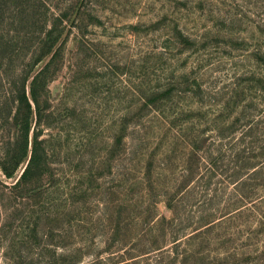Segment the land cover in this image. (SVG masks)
<instances>
[{
	"label": "rangeland",
	"instance_id": "rangeland-1",
	"mask_svg": "<svg viewBox=\"0 0 264 264\" xmlns=\"http://www.w3.org/2000/svg\"><path fill=\"white\" fill-rule=\"evenodd\" d=\"M202 263L264 264V0H0V264Z\"/></svg>",
	"mask_w": 264,
	"mask_h": 264
},
{
	"label": "trees",
	"instance_id": "trees-1",
	"mask_svg": "<svg viewBox=\"0 0 264 264\" xmlns=\"http://www.w3.org/2000/svg\"><path fill=\"white\" fill-rule=\"evenodd\" d=\"M42 72H44L42 70ZM26 79L27 78H23V80L21 81V83L19 84V91H20V96L22 98V101L25 103V107H26V112L23 116V119L21 120V126L19 129V146H20V159L24 158L27 154H28V149H29V145H30V135H29V131L31 128V113H32V102L34 103V106L36 108V112L38 113L40 111V105L38 102V95L39 92H41L42 90H44L46 88V84L48 82V78L46 75H44L43 73H37L36 75L33 76V78L31 79L30 83H29V90L27 91L26 88ZM37 137L38 134L37 132H34L32 134V140H31V149H30V156L29 159L27 161V163L25 164L20 176L18 177L16 184L21 185L22 183H24L25 181H27L28 179L32 178L36 171H37V166L38 163L37 161L40 159V157L38 156V152H37ZM195 147V146H193ZM245 157H248L247 155ZM18 160V161H19ZM17 164V163H16ZM15 164V165H16ZM3 169L6 171V174L9 176L11 175V172L7 170V168L4 166ZM214 170V167L211 168L209 172L212 173V171ZM214 172V171H213ZM192 173L190 174V177H192ZM231 177V176H229ZM231 179V178H230ZM206 184H209V180L208 182H206ZM190 186H185L184 190L188 191ZM236 190H240L239 188ZM241 198H237V200H235L234 202H229V204L225 205L223 208L219 209L217 212L215 210V212H204V214L202 213L200 218H198V224L199 226L195 227V232L191 234L192 238L198 237L201 234H205L207 232L213 231V224H215L216 219L218 218L216 215L217 213L220 212H224L223 215L225 214H229L231 211L236 210L237 208L240 207V204L243 200L247 199L249 196L247 194H244L243 192L239 194ZM211 200L212 198H206V200L204 201L203 204L205 205H210L211 204ZM168 205H171L170 203H168ZM236 205V206H235ZM239 205V206H238ZM235 206V207H234ZM234 207V208H232ZM210 209V208H207ZM229 209H232L231 211H228ZM203 228V229H201ZM208 237V236H207ZM204 264V263H202Z\"/></svg>",
	"mask_w": 264,
	"mask_h": 264
}]
</instances>
